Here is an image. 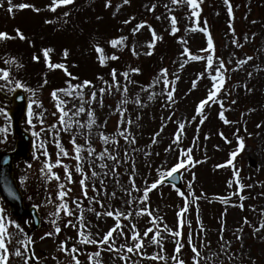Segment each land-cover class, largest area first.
I'll return each mask as SVG.
<instances>
[{"label":"rangeland","instance_id":"rangeland-1","mask_svg":"<svg viewBox=\"0 0 264 264\" xmlns=\"http://www.w3.org/2000/svg\"><path fill=\"white\" fill-rule=\"evenodd\" d=\"M229 1L233 2L231 12L225 0H199L198 15H193L188 3L174 4L173 0H129L128 3L111 0L110 6L104 5L108 0H73L74 5L54 11L50 7L53 0H11L12 11L8 10V0H0V18L6 23L0 30L15 37L0 39V69L9 72L8 79L0 78V89L9 93L19 81L31 90V104L22 126L32 133L34 151L27 161L19 163L18 171L22 188L38 205L42 217L41 227L31 235L29 246L37 264H74L73 255L80 264H176L174 256L185 264H194L193 245L199 252L196 257L199 264H264V227H261L264 222V0ZM76 2L80 4L72 12ZM22 3L34 7H15ZM172 17L181 36L174 51L171 39L162 37L166 32L173 33ZM51 21L61 24L52 30ZM211 21L217 26L211 29L214 47L202 51L207 49L208 41L202 25L209 28ZM17 29L25 35L24 44L16 37ZM120 38L125 39L118 45L111 43ZM15 43L23 45V55L39 56L40 62L35 64L31 58L21 60ZM193 43L197 47H192ZM84 47L85 53L81 52ZM184 47L192 55L205 59L190 58L191 63L187 64L182 56ZM44 49H50L48 60ZM208 55L213 56L211 67L206 59ZM221 60L224 62L222 84L229 83L224 89L226 93L220 90L216 98L208 101L202 109L206 115L199 118L197 106L213 90L211 76L220 68ZM49 61L65 65L67 72L49 67ZM78 67L83 69L79 71ZM133 68L140 71L132 72ZM165 68L167 85L161 73ZM113 69L117 71L120 90L113 87L103 93L101 103L98 90L113 83ZM125 72L128 79L123 76ZM40 78L48 83L43 80L37 88ZM84 80L92 85L79 89L84 93L83 101L75 95V88L71 89L72 95L58 94L66 102L65 121H79V125L72 124L69 130H64L65 123L59 120L61 113L51 93L82 84ZM125 85L127 92L123 90ZM93 91H97L96 100H91ZM168 91L173 92L171 100ZM222 94L229 97L225 103ZM1 100L2 152L11 149L13 142L7 115L9 104ZM81 103L83 112L79 111ZM220 103L224 104L223 118L218 112ZM89 111L94 117L88 115ZM90 119L95 120L91 126ZM228 121L234 123L227 128ZM180 124L184 128L177 144ZM219 129L226 133L225 141L217 139L215 132ZM122 131L128 135L127 140L120 134ZM101 134L108 137V143ZM74 137L83 146L80 161L75 158ZM241 140L243 147L239 149ZM57 143L69 153L59 157L61 165L55 164L61 150ZM89 146L95 149L91 157ZM105 148L117 158L118 164L108 155L103 160L99 157ZM234 149H239L238 155L229 158L232 160L229 168H217L216 164H223L228 151L232 153ZM189 155L198 159L189 162V167L178 169L182 185L176 192L164 186L151 189V184L160 178V170H171L179 160L186 163L185 157ZM47 163L53 164L51 170ZM77 163L83 165L88 177L87 196L80 185L82 175L76 171ZM64 165L72 173L71 182L66 179ZM93 171L99 175L93 177ZM52 172L60 179H49ZM62 181L64 190L70 189L63 201L58 195ZM145 187L151 190L147 200H142ZM92 197L95 200L90 202ZM77 198L79 205L75 202ZM62 202L72 210V215L60 207ZM142 208L146 211L137 215ZM0 209L6 226L8 264H25L29 223L14 220L1 201ZM81 209L83 224L79 219ZM108 211L123 215L109 217ZM61 214L76 225H70L68 233H63L61 228L58 233L55 231L60 227L57 221ZM9 221L18 223L20 228ZM117 224L120 230L113 233V242L80 243L81 231L99 241ZM149 228L153 231L143 236ZM174 231H181L182 235L173 236ZM134 232L141 240L133 239ZM157 232L159 243L151 239ZM178 241L183 244L179 253L175 251ZM62 242L67 250H62ZM140 243L142 247L135 248ZM73 245L78 249L75 253L71 251ZM129 247L134 251L128 252ZM17 249L22 255H16ZM97 252L100 255L90 260L89 256Z\"/></svg>","mask_w":264,"mask_h":264},{"label":"snow or ice","instance_id":"snow-or-ice-1","mask_svg":"<svg viewBox=\"0 0 264 264\" xmlns=\"http://www.w3.org/2000/svg\"><path fill=\"white\" fill-rule=\"evenodd\" d=\"M72 2H73V0H53V4L50 7L54 11L55 8H56V6H59V5H62V4H70ZM128 2H129V0H124V3H128ZM184 2L188 3V5L193 9V15H198V13L196 12V9L199 7V0H173V3L174 4H179V3H184ZM228 2H229V0H225V3L226 4ZM8 3L10 5V7H9L8 10L9 11H12V7L13 6L11 4V0H8ZM110 3H111V0H108V4L106 6H110ZM15 7H19V8L22 9V8H25V7H34V6L26 5V4H23L22 3V4H19V5L15 6ZM229 12H231V8L230 7H229ZM65 15H67V13H65ZM128 22L129 21H125L124 23H128ZM172 23H173L172 31L175 33L178 30L175 27V23H176L175 17H172ZM142 26H143V24L138 25L137 26V29H133V31L134 32L137 31L138 28L139 27H142ZM16 32H17V34H18V36H19L20 39H25L23 33L20 32L19 29H17ZM153 34H154V37H155V33H153ZM9 38H15V37H11L7 32H0V39H9ZM123 39H125V38H120V40H113V41H111V43L115 46V45H118L119 43H121L123 41ZM213 47H214V45H213V39H212L211 35H209L208 36V41H207V49L202 50V51H207L208 49H213ZM43 51H44L45 59L48 60V52L50 51V49H44ZM97 51H101V49H99V47H97ZM133 51H134V49H133ZM188 52H189V50L187 48H185L184 53H182V55H184L185 53H188ZM67 54H68L67 53V50H65L64 55L67 56ZM34 58H37V57H34ZM113 58L116 59L117 57H113ZM190 58L192 60H202V59H205V57H201L199 55H191ZM206 59H207L208 65L211 67L212 62H213V56L212 55H208L206 57ZM248 59H251V57H249ZM12 60L15 61V58H12ZM243 62L244 61H241V63H243ZM219 63H220V68H216V70H215V73L216 74L211 76V79L214 82L212 84V89L213 90H210L209 91L208 96L206 97V99L201 100L199 102V104L197 106V109H196L197 113H201L202 112V109L208 103V101H212L214 98H216L217 97V93L220 91V87L222 86V82H223V78L221 76V68H223L224 62L221 60V61H219ZM49 67L54 68V69L55 68H62V69H64L67 72V69L65 68V65H63V64H53V63H51L49 61ZM181 67H183V64L181 65ZM131 71L132 72H139L140 70L138 68H133V69H131ZM161 73L164 76L165 85H167L169 83V81L167 80L168 70L166 68L165 69H161ZM68 75L71 76L72 74L71 73H68ZM111 75H112L113 83L112 84H108V82L105 81V84H108V88L107 89L106 88H101V89L98 90L99 93L101 94L100 95V102L101 103H103V96H102L103 93H105L106 91L110 90L113 87H115L116 90H118V91L120 90V84H119V81L117 80V71L115 69H113ZM202 75L203 74H201V76ZM123 76L125 77V79H128V76H129L128 72L123 73ZM8 77H9L8 70L7 69H0V78H2V79H8ZM101 79H102V77H101ZM176 79H179V77H176ZM218 80L221 82L219 85L217 83H215ZM46 82L47 81H45V83ZM172 83L174 84V81H172ZM91 85H92V82L91 81L84 80L82 84L70 85L69 88L56 89V90H53V92L51 93V95L53 96V98L56 99V101H57L56 107L60 110V113H61V115L59 116V120H60L61 123H65V129L64 130H69L72 124L79 125V121H72V120L65 121V116H67V112H65L63 105L66 102L63 101V100H61L59 98V95L58 94L59 93H65V94H68V95H72L73 93H72L71 89L75 88V89H77V91L75 92V95L76 96H79L81 98V100L83 101L84 100V93L82 91H80L79 89H86V88H88ZM16 86L17 87H20L22 85H21V83L19 81H17L16 82ZM193 87H196V81H193ZM123 90L125 92H127V85L124 86V89ZM97 95H98L97 94V91H93L91 93V100H96L97 99ZM167 96H168V99L171 100L172 97H173V92L172 91H168L167 92ZM149 98H151V97H149ZM137 102H139V101L137 100ZM79 111L80 112L85 111L84 106H83V103H81V106H80ZM54 115H55V113H54ZM88 115L90 117H94V113L92 111H89L88 112ZM223 115H224L223 112H221L220 113V116L222 118H223ZM195 118L196 117H193V119H195ZM130 122L131 121H129V123ZM201 122H203V120H201ZM29 123H31V120H29ZM94 123H95V120L94 119H90L88 121V125L89 126H91ZM183 128H184V125L183 124H180L179 125V134L177 135L176 141H175L177 144L179 143V135L182 134ZM120 134L124 136L125 140L128 139V135H126L123 131ZM101 135H102V138L104 139L105 143H108V137L107 136H103V134H101ZM238 139H239V137H238ZM133 140H134V138H133ZM72 143L74 144V151L76 153L75 158H76L77 161H80L81 158H82L81 157V152H82L83 146H81V145H79V144L76 143L75 137L73 138ZM153 143H155V138H153ZM57 146L60 147L61 150H60V152L57 153V157L58 158L55 160V164L56 165H61L63 162H62L61 159H59V157L61 155L68 156L69 153H68L67 150L63 149V147L61 145H59V143H57ZM41 147H43V143H41ZM242 147H243V141L241 140V143H240L239 148H242ZM181 151H182V153L184 152V150H181ZM237 151H239V149ZM237 151L232 152L231 153V156L232 157H235L237 155ZM88 152H89V157H91L93 154H95V149H93V148H91V146H89L88 147ZM187 152L190 153L191 152V149H188ZM44 155L45 156L48 155L47 151L44 152ZM98 155H99V157L102 160L105 157V155H108L110 159L116 161L117 164L119 163V161L117 160V158L115 156H111V154L109 153V151H108L107 148H105L104 151L101 152V153H99ZM188 161L191 163V161H192L191 155L188 156ZM89 163H91V160H89ZM184 163L185 162L183 160H179L171 168V170H160V178L157 179L155 182H153L151 184V189H155L157 187V185L160 184L164 180L165 176H169L170 177V176L173 175V173H176L178 169H180V168H182L184 166ZM227 163L228 164H231L232 163V160H229ZM52 167H53V164L47 163V168L49 170H51ZM75 167H76V171L77 172H80L81 175H82V179L80 180V185H81V187L83 189L84 195L87 196V194H88L87 193V187L88 186H87V184L85 182L88 179L87 174L84 172L83 165L81 163H77ZM101 167L102 168H107V165L106 164H101ZM217 167H220V165H218ZM64 169H65V172L67 174L66 175V179L69 182H71V179H72V173H71V171H69L67 165H64ZM42 171H43V169H42ZM97 175H99L97 172H95V171L92 172V176L93 177H95ZM52 177H55L57 180L60 179V177L55 172H52L51 173V176H49L48 178L51 179ZM237 182H238V180H237ZM101 183H103V181H101ZM229 183L231 184V181H229ZM241 187H243V186H241ZM60 188H61V191L58 193V195H59L61 201H63V198L68 195V191H70V189L68 191H65L63 184L60 185ZM93 188H95V185H93ZM133 188H135V182L134 181H133ZM151 189L148 188V187H145L144 188V190H143L144 191V195L141 198L142 200H147L148 193H149V191ZM114 195H115V193H113V196ZM181 195H184V194L181 193ZM94 200H95V197L90 198V202H92ZM75 202L79 205V199L78 198H77V200ZM128 203H131V201H128ZM60 207L65 209V212H66L67 215H72V210L69 209L65 203L62 202L61 205H60ZM89 210L91 211L92 209H89ZM145 211H146V209H143L142 208V209H140L137 212V215H142ZM2 212H3V210L0 209V264H8V255H7L8 249H7V245L5 243L6 226H5V223H4V217L2 215ZM114 214L116 216H118V217L121 216V215H123V213H119V212L114 213L113 211H108L106 213V215L109 216V217L113 216ZM148 214L151 215L150 212ZM97 215H101V213H97ZM79 219H80V223L83 224V209H81V216H80ZM155 219H158V218L153 217V220H155ZM9 223H15V226L18 229L20 228V225L18 223L14 222V221H9ZM53 223H55V221H53ZM68 223L72 227H76V225L73 224L72 221H69ZM182 226H183V222H181V224H180V227L181 228H182ZM261 227H264V222H262ZM133 228H135V225H133ZM118 230H120V225L119 224H117L113 229H110L103 236V238L101 240H99V241H96V240L91 239L90 235H85L83 233V231H81L80 232V236H81L80 243H98L100 245H104L106 243L113 242L114 241L113 233L116 232V231H118ZM165 230L167 231V228ZM55 231L58 233L60 231V227L57 226L56 229H55ZM152 231H153V229L152 228H149L147 231H145L143 233V236L147 237L149 235V233L152 232ZM46 235H51V233H48ZM159 235H160V233L157 232L156 235L152 236V238H151L152 241L155 242V243H159L160 241H158L156 239V236H159ZM172 235L173 236H176V237H179V236L182 235V232L181 231H174L172 233ZM133 239L134 240H141V237H140L139 234H137V233L134 232L133 233ZM189 243H191V233H189ZM139 247H142V243L135 245V248H139ZM182 247H183V244L178 241L177 242V247H176L175 251L177 253H179ZM192 247H193V253H194V256H193L194 264H199V261L196 259V257L199 255V252L196 249L195 245H193ZM61 248H62V250H67L66 248H64L63 242H62ZM71 251L73 253H75L76 251H78V249L75 247V245H73ZM132 251H134V248L133 247H129L128 248V252H132ZM16 255L17 256L22 255L19 249L16 250ZM99 255H100L99 252L94 253V254H92V255L89 256V259L91 260V259H93V257H98ZM158 258L159 259H163L164 257H158ZM172 259L174 261H176V264H185V262L183 260H177V257H175V256L172 257ZM30 260H31V257H27L25 259V264H29V261ZM73 261H74V264H80L79 260L75 257V255H73Z\"/></svg>","mask_w":264,"mask_h":264},{"label":"water","instance_id":"water-1","mask_svg":"<svg viewBox=\"0 0 264 264\" xmlns=\"http://www.w3.org/2000/svg\"><path fill=\"white\" fill-rule=\"evenodd\" d=\"M0 96L11 101L8 114L12 121V132L18 137L14 150L0 153V197L8 204L10 211L16 214V216L22 217V215H29L31 217L32 227L30 232H32L38 228L39 219L33 208L24 210L23 198L12 176L13 165L11 164L15 158H26L31 151L30 135L20 129V122L27 108L26 97L23 91L19 89H15L10 97L0 91ZM177 176L175 173L165 180L179 185L180 180Z\"/></svg>","mask_w":264,"mask_h":264},{"label":"trees","instance_id":"trees-1","mask_svg":"<svg viewBox=\"0 0 264 264\" xmlns=\"http://www.w3.org/2000/svg\"><path fill=\"white\" fill-rule=\"evenodd\" d=\"M16 23H18L17 21H16ZM224 100H228L227 98H225Z\"/></svg>","mask_w":264,"mask_h":264}]
</instances>
